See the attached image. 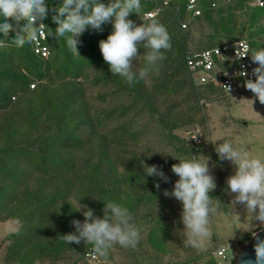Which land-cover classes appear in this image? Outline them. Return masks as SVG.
<instances>
[{"label": "rangeland", "instance_id": "obj_1", "mask_svg": "<svg viewBox=\"0 0 264 264\" xmlns=\"http://www.w3.org/2000/svg\"><path fill=\"white\" fill-rule=\"evenodd\" d=\"M255 3L256 0H248L229 4L223 0L222 8L217 10L219 6L181 30L173 8L176 4L184 6L185 1L171 0L168 8L152 17L166 27L171 48L162 50L166 59L159 62L158 71L138 79L139 94L132 88L134 83L130 85L118 74L113 75L109 65L87 68L88 76L79 81L85 86L91 113L100 124L91 138L82 134L84 143L58 152L70 159L71 167H53L49 172L27 169L30 172L20 182L18 196H10L17 195L12 190L14 186L5 197L3 192L11 178L5 168L6 160H0V264H217L213 251L219 246H226L230 256L236 257L252 238V232L264 229L259 221L246 217L241 204L233 209L239 219L231 214L229 205L234 194L228 191L226 180L234 174L235 166L221 161L215 152V143L229 140L250 155L264 159V104L252 92L226 95L217 87L197 86L189 81L180 64L183 47L201 49L219 40L236 38L248 39L255 48L264 47V13L252 23V28L249 25L248 6H257ZM152 18L142 10L128 17L137 25ZM145 51L144 45H139L141 56L134 62L135 69L145 65ZM103 71L115 76L114 81L91 84L90 79ZM50 85L56 87L58 82ZM18 97L15 95L13 101L18 103ZM244 99L253 100L252 107ZM54 115V110L51 114L41 113L35 129L17 126L13 145H27L32 138L56 132ZM193 131L203 137L197 149L190 142ZM5 146L0 138V150ZM45 147L51 152L56 149L49 143ZM191 153L210 158L216 188L209 195L221 202L219 214L210 225L213 236L203 252L186 247L184 237L177 233L184 229L181 213H161L170 212V206L163 205L162 199L175 203L173 197L166 198L164 191L173 189L179 179L171 169L179 161L167 154ZM143 165H156L168 177L167 182L148 176ZM58 194L62 196L50 203L46 212L35 213L37 204ZM108 201L130 211L141 238L135 248L115 245L106 259L91 261L86 252L92 251V245L83 241L66 243L61 236L75 232L73 220L84 221L79 204L87 205L102 218L104 202Z\"/></svg>", "mask_w": 264, "mask_h": 264}, {"label": "clouds", "instance_id": "obj_2", "mask_svg": "<svg viewBox=\"0 0 264 264\" xmlns=\"http://www.w3.org/2000/svg\"><path fill=\"white\" fill-rule=\"evenodd\" d=\"M141 7V0H109L107 4L102 0H62L61 4L51 9L46 0H0V17L3 18L0 20V33L8 38L10 32H15L12 41L18 48L37 41L41 35L53 36L56 40L63 39L69 50L79 55V37L86 29L90 27L101 31L103 24L112 23V33L106 40L99 41V48L112 74H118L131 85L158 71L159 62L166 59L162 50L171 48L167 29L157 19L152 18L140 25L128 19L131 13L138 15ZM49 11L53 13L51 19L56 28L45 32L48 27L42 21ZM4 38L0 39V48L7 47ZM141 44L147 50L143 54L145 65L135 69L134 62L141 56L138 54ZM244 51V56L250 55L252 62L258 65L252 70L255 81L246 79L244 86L264 104V47L249 49L245 45ZM238 75L248 74L241 71ZM225 87L230 92V88ZM244 100L250 101L252 107L253 100ZM215 145L219 159L230 161L235 166L234 174L226 180L228 191L234 194L229 205L231 214L239 219L233 214V209L236 204H241L250 221H259L264 226V159L250 155L229 140ZM167 155L179 161L171 166L179 179L171 192L164 191L166 197H174L182 204L180 221L184 229L177 233L184 237L186 247L203 252L213 236L210 225L219 214L221 205L219 199L209 195L216 188L209 168L210 158L203 155L198 158L192 153L190 156ZM143 167L148 176H157L167 182L168 177L156 165ZM155 186L159 188L158 183ZM81 209L84 221H72L75 232L61 236L66 243L80 244L83 241L92 245L95 256L105 259L115 245L127 249L135 248L139 243L140 231L127 208L112 201L104 202L102 218L94 215L87 205L79 204V211ZM252 235L256 238L255 259H249L245 264H264V239H260L255 231Z\"/></svg>", "mask_w": 264, "mask_h": 264}, {"label": "trees", "instance_id": "obj_3", "mask_svg": "<svg viewBox=\"0 0 264 264\" xmlns=\"http://www.w3.org/2000/svg\"><path fill=\"white\" fill-rule=\"evenodd\" d=\"M222 1L217 0L218 6L214 8L208 3H204V13L198 18L207 14L210 15L219 6L217 10L222 8ZM235 1H240L241 4L248 2V0H225L229 4ZM61 3L62 0H46L49 9ZM154 4L148 0H141L143 14L151 10ZM248 8L251 10L249 25L252 28V23L264 13V7L248 6ZM52 15L53 13L49 11L46 19L43 20L48 27L46 28L47 32L54 31L56 28L51 19ZM1 19L3 18L1 17ZM112 31V23L103 24L101 31L90 27L86 29L77 46L80 56L70 51L63 39L56 40L53 36H48L46 40L50 47L48 57L36 54L32 43L25 44L23 47H16L12 41L15 36L14 32H10L8 38H4L3 34L0 33V39L4 38L7 44V47L0 48V138L6 144L0 150V160H6L5 168L9 170L7 175L11 178L3 192L5 197H8L7 194L14 186L12 190L15 193L17 192V195L10 196H18L20 182L24 180L25 174L27 175L30 172L27 169L49 172L53 167L67 169L71 167L70 159L58 152L61 148L64 150L84 143L85 139H83L82 134H86L88 138H91L92 133L97 132V125L100 124V121L92 115L85 86L79 79L88 76L86 74L88 67L108 65L103 59L99 41L106 40ZM86 36H88V39H86ZM222 42L219 40L214 44ZM251 44L254 45L253 42ZM189 49L182 48L180 64L185 69L189 81L194 84L189 76L186 63V54ZM114 78L116 77L109 76L103 71L90 79V83L94 85L110 83L114 81ZM54 82H58L56 87L50 85ZM31 85L34 86L31 88ZM138 85L139 81L137 80L132 87L137 94L140 93ZM204 86L216 87L213 84ZM15 95L19 96L18 103L13 101ZM53 110L55 111L54 121L58 123L56 132L46 137L39 135L37 138H32L27 145H13L12 137L17 126L26 127L29 130L35 129L40 114L43 112L51 114ZM95 121L98 124H95ZM47 143L56 148L54 152L45 147ZM57 143L61 146H57ZM21 161L23 163L20 165ZM59 196L62 195H55L49 201L37 204L35 213L46 212L50 203L55 202Z\"/></svg>", "mask_w": 264, "mask_h": 264}, {"label": "built area", "instance_id": "obj_4", "mask_svg": "<svg viewBox=\"0 0 264 264\" xmlns=\"http://www.w3.org/2000/svg\"><path fill=\"white\" fill-rule=\"evenodd\" d=\"M148 1L155 3L153 10L145 13L147 17L152 18L166 7L168 8L171 0ZM184 1V6L176 4L173 8L176 10V24L182 30L189 28L198 17L203 15L204 3H208L212 8L218 6L217 0ZM255 4L264 7V0H256ZM0 20H2L1 17ZM42 22L45 24L44 21ZM44 31L47 32L46 28ZM47 37L41 35L37 41L32 43L34 52L42 57H48L50 55V47L46 43ZM245 45L249 49L253 48L251 42L246 38L223 41L222 43H216L201 49L190 48L186 54V63L189 76L194 84L198 86L213 84L226 95H238L251 92L244 86V81L246 79L255 81L252 70L258 65L252 62L250 55L244 56L246 54L244 51ZM241 71L247 72L248 75H238ZM225 86L230 88V92H228ZM190 140L192 145L197 149L202 144L203 137L198 131H193ZM227 249L226 246H219L213 251L217 259V264H234L235 257L230 256ZM86 256L91 261L98 259L93 251L86 252Z\"/></svg>", "mask_w": 264, "mask_h": 264}, {"label": "water", "instance_id": "obj_5", "mask_svg": "<svg viewBox=\"0 0 264 264\" xmlns=\"http://www.w3.org/2000/svg\"><path fill=\"white\" fill-rule=\"evenodd\" d=\"M257 236L260 239H264V229L257 232ZM256 243V238L252 236L250 241L237 253L234 264H245L249 259H255L254 245Z\"/></svg>", "mask_w": 264, "mask_h": 264}, {"label": "crops", "instance_id": "obj_6", "mask_svg": "<svg viewBox=\"0 0 264 264\" xmlns=\"http://www.w3.org/2000/svg\"><path fill=\"white\" fill-rule=\"evenodd\" d=\"M244 94H246V93H244ZM171 190L172 189H169L168 191L171 192ZM162 196H163V198H165L164 195H162ZM166 198H168V197H166ZM162 202H163V205H167L168 207L170 206V212H168L167 210H165V211H162L161 213H182V204H181L180 201H178V200L175 199L174 200L175 203H173V202L171 203V201L168 202L167 199L165 201H164V199H162Z\"/></svg>", "mask_w": 264, "mask_h": 264}]
</instances>
